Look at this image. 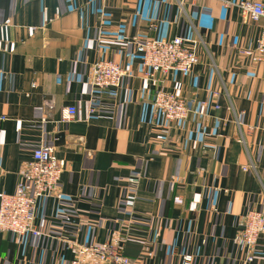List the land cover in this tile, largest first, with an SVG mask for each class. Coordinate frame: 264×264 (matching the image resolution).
Returning <instances> with one entry per match:
<instances>
[{
    "label": "crops",
    "instance_id": "0c3cea01",
    "mask_svg": "<svg viewBox=\"0 0 264 264\" xmlns=\"http://www.w3.org/2000/svg\"><path fill=\"white\" fill-rule=\"evenodd\" d=\"M241 1L0 0V193L40 145L66 164L35 206L46 235L0 233V264H68L74 241L133 264H264V233L252 253L240 237L247 211L264 213V61L239 52L259 33ZM176 36L200 63L146 77L137 42ZM101 59L123 67L119 87L91 86ZM160 83L186 99L185 122L155 113Z\"/></svg>",
    "mask_w": 264,
    "mask_h": 264
},
{
    "label": "built area",
    "instance_id": "2783aa9c",
    "mask_svg": "<svg viewBox=\"0 0 264 264\" xmlns=\"http://www.w3.org/2000/svg\"><path fill=\"white\" fill-rule=\"evenodd\" d=\"M238 7L243 20L259 24L255 46L239 52L259 62L264 61V0H244L238 3ZM136 47L142 55L146 77L150 79L157 74L167 77L175 72L188 75L200 63L198 42L186 37L139 40ZM124 75V70L117 63L97 60L92 65L90 84L97 90L119 87ZM153 107L155 113L162 114L169 123L181 124L191 113L186 99L167 91L162 83L155 89ZM64 112L63 121H70L77 108L70 106ZM65 168V161L57 158L53 149L46 145L36 147L33 159L24 171V181L17 190L12 194L0 193V233H12L17 237L46 235L36 225L35 206L39 199L56 193ZM242 226L241 241L252 253L264 233V213L259 209H249L243 216ZM68 246L75 251L68 264H133L122 246L112 242L85 245L74 241ZM252 258L250 255L249 259ZM182 264H193V256L185 255Z\"/></svg>",
    "mask_w": 264,
    "mask_h": 264
},
{
    "label": "rangeland",
    "instance_id": "374dc122",
    "mask_svg": "<svg viewBox=\"0 0 264 264\" xmlns=\"http://www.w3.org/2000/svg\"><path fill=\"white\" fill-rule=\"evenodd\" d=\"M111 61V60H110ZM114 62V61H113ZM116 63V62H115ZM118 64V63H117ZM119 65V64H118ZM142 66H143V63H142ZM120 67L123 69V67L120 65ZM144 68V67H143ZM124 70V69H123ZM125 72V71H124ZM145 72V71H144ZM146 75V74H145Z\"/></svg>",
    "mask_w": 264,
    "mask_h": 264
}]
</instances>
